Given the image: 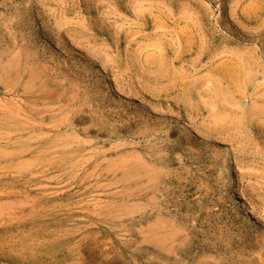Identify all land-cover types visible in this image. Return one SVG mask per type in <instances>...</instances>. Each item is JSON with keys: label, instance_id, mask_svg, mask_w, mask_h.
<instances>
[{"label": "rangeland", "instance_id": "374dc122", "mask_svg": "<svg viewBox=\"0 0 264 264\" xmlns=\"http://www.w3.org/2000/svg\"><path fill=\"white\" fill-rule=\"evenodd\" d=\"M0 228V264H264V0H0Z\"/></svg>", "mask_w": 264, "mask_h": 264}, {"label": "bare ground", "instance_id": "6f19581e", "mask_svg": "<svg viewBox=\"0 0 264 264\" xmlns=\"http://www.w3.org/2000/svg\"><path fill=\"white\" fill-rule=\"evenodd\" d=\"M220 162H221V170H222L223 175H225V178L227 180H230V182H231L230 189L237 190V186L239 185L238 184L239 179L237 178V176H236L237 174L235 173L234 167L232 166L229 151H227V150L224 151L223 158ZM0 230H1V228H0Z\"/></svg>", "mask_w": 264, "mask_h": 264}]
</instances>
